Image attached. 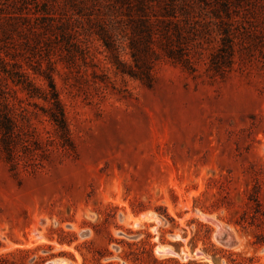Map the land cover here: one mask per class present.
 <instances>
[{
  "label": "rangeland",
  "instance_id": "374dc122",
  "mask_svg": "<svg viewBox=\"0 0 264 264\" xmlns=\"http://www.w3.org/2000/svg\"><path fill=\"white\" fill-rule=\"evenodd\" d=\"M196 7L183 34L191 71L162 60L146 87L115 75L96 40L94 64H54L72 151L46 103L2 82L0 96L14 103L23 132L30 122L39 149L14 166L0 157V264H149L150 254L212 264L200 253L211 244L264 264L251 228L233 223L264 214V0ZM30 56L18 57L25 68L36 66Z\"/></svg>",
  "mask_w": 264,
  "mask_h": 264
},
{
  "label": "trees",
  "instance_id": "16d2710c",
  "mask_svg": "<svg viewBox=\"0 0 264 264\" xmlns=\"http://www.w3.org/2000/svg\"><path fill=\"white\" fill-rule=\"evenodd\" d=\"M196 10V0H46L41 5L39 0H0V43L3 44L0 47V91L2 82L8 79L28 98L46 103L45 115L58 133L60 145L72 151L74 146L53 81L54 64L57 61L68 67L77 65L78 61L94 64L88 43L96 40L115 75L127 76L150 87L153 67L162 60L191 71L183 34ZM220 11L226 15L224 8ZM218 15L216 9L212 16ZM123 37L127 41V61L120 59ZM30 55H38L34 61L36 66L25 63V68L19 58L26 57L31 63L29 59L34 58ZM213 69L221 76L227 69L225 60H215ZM36 77L41 79L42 85L35 83ZM2 95L0 157L14 166L30 148L38 150L39 141L28 139L27 132H31L32 125L27 121L26 133L23 132L17 124L14 103ZM254 201L257 205V200ZM233 223L242 230L245 229L243 223L251 228L252 247L264 246V214L258 222L241 218ZM200 253L212 264H222V259L223 264H253L251 257L245 258L240 252L212 244ZM149 258V264H208L204 259L190 258L181 263L173 257L159 260L150 254Z\"/></svg>",
  "mask_w": 264,
  "mask_h": 264
},
{
  "label": "water",
  "instance_id": "95a60500",
  "mask_svg": "<svg viewBox=\"0 0 264 264\" xmlns=\"http://www.w3.org/2000/svg\"><path fill=\"white\" fill-rule=\"evenodd\" d=\"M221 241L224 242V244L228 247H233L235 245V241L233 239L232 236H230L229 234H224L221 239ZM169 253V252H168ZM170 254V253H169ZM195 256H200L199 253H196ZM47 264H50V263H47Z\"/></svg>",
  "mask_w": 264,
  "mask_h": 264
},
{
  "label": "bare ground",
  "instance_id": "6f19581e",
  "mask_svg": "<svg viewBox=\"0 0 264 264\" xmlns=\"http://www.w3.org/2000/svg\"><path fill=\"white\" fill-rule=\"evenodd\" d=\"M158 249H156V252H157ZM167 254H169L168 252H166Z\"/></svg>",
  "mask_w": 264,
  "mask_h": 264
}]
</instances>
